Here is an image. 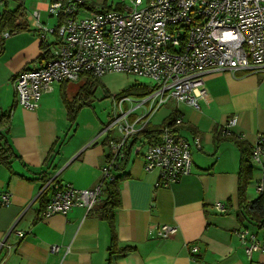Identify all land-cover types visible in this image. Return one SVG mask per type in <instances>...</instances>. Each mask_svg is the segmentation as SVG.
Returning a JSON list of instances; mask_svg holds the SVG:
<instances>
[{"label": "crops", "instance_id": "0c3cea01", "mask_svg": "<svg viewBox=\"0 0 264 264\" xmlns=\"http://www.w3.org/2000/svg\"><path fill=\"white\" fill-rule=\"evenodd\" d=\"M46 1L22 0L24 17L20 20L26 28L6 38L3 33L8 30L0 33V117L10 115L6 138L16 155L9 163L0 164V189L11 193L10 205L0 208V264H108L109 227L93 212L75 206L65 215L39 217L55 182L93 187L102 177L109 142L119 138L112 129L105 132L100 118L88 108L80 109L73 123L69 121L61 95L63 87L68 91L67 84H57L42 94L35 109L15 104L14 75L34 67L45 48L31 14L39 10L40 22L50 26ZM16 5L12 1L6 7ZM49 35H45L47 43L52 40ZM205 85L199 109L172 102L159 121L153 120L157 111L149 120L160 125L172 113L181 120L176 133L190 141L188 174L175 183L156 187L158 172H147L143 167L147 142L139 139L132 146L123 170L126 176L118 184L120 206L114 210L117 247L132 250L113 254L112 264L264 263V253L247 257V242L236 233L246 228L259 238L264 232V227L258 228L252 219L249 222L246 214L238 219L239 150L229 141H215L216 132L235 114L238 121L228 136L249 147L256 134L264 132V72L213 70L205 75ZM75 95L66 93L68 99ZM196 138L199 146L193 142ZM258 182L263 184L264 193V163L252 165L247 202L259 196L255 188ZM105 197L103 191L100 200ZM216 201L225 203L226 214L214 209ZM162 224L176 226V233L159 239L156 228ZM17 231L24 236L19 237ZM51 244L59 245L60 251L50 252ZM193 245L198 247L195 253L190 250ZM67 246L70 249L65 252Z\"/></svg>", "mask_w": 264, "mask_h": 264}, {"label": "built area", "instance_id": "2783aa9c", "mask_svg": "<svg viewBox=\"0 0 264 264\" xmlns=\"http://www.w3.org/2000/svg\"><path fill=\"white\" fill-rule=\"evenodd\" d=\"M12 1L22 4V0H0V6ZM123 1L117 7L89 9L84 6L86 0H47V13L56 17L53 27L40 22L39 10L31 14L45 48L34 67L14 75L15 104L35 109L42 94L50 92L55 83L76 82L83 75L98 79L114 71L153 80L143 99L128 111L120 110L104 128L106 132L117 124L119 138L109 142L100 180L91 188L55 182L39 211L40 218L65 215L75 206L91 211L101 199L105 182L114 179L113 171L124 159L130 141L159 108L174 102L199 109L208 72H264V0ZM47 33L54 34L48 43ZM10 34L5 31L3 37ZM125 101L129 99L121 97L114 105L121 108ZM237 121L236 114L228 117L221 134L231 135ZM180 122L176 118L174 124L161 126L152 141L143 140L147 142L143 167L158 172L156 187L175 183L190 172V141L172 130ZM193 142L199 146L198 138ZM247 157L251 165L264 163V132L256 134ZM255 188L261 193L263 184L258 182ZM10 203L11 193L0 189V208ZM213 207L220 214L228 211L222 201L214 202ZM176 231V226L162 224L156 228V236L168 239ZM236 233L247 242L244 251L248 258L254 252L264 253V232L259 238L246 228ZM17 235L23 237L24 233L17 231ZM49 249L59 252L60 246L51 244ZM69 249L65 247V252ZM190 250L195 253L198 247L193 245Z\"/></svg>", "mask_w": 264, "mask_h": 264}, {"label": "trees", "instance_id": "16d2710c", "mask_svg": "<svg viewBox=\"0 0 264 264\" xmlns=\"http://www.w3.org/2000/svg\"><path fill=\"white\" fill-rule=\"evenodd\" d=\"M86 8L92 9L93 6H88V4H84ZM106 7V6H101ZM21 19L24 17V12L22 8V4H18L15 7L7 8L4 7L3 10L0 12V33L4 30H8L9 32H16L26 28L25 23L18 18ZM86 77L84 84L78 90V93L71 99L66 97V92L64 87L62 88L61 95L64 99L68 119L71 123H73L76 119L78 110L84 105L89 103L88 95L92 94V84L95 85L98 79L95 77H91L89 75H83ZM67 82L61 83L62 85H66ZM146 92V91H145ZM143 92V93H145ZM10 115L8 113L3 114L0 117V164L9 163V160L12 156H16L14 151L12 150L11 146L7 142L6 138V130L8 128ZM176 119V114H170L166 117L160 125H152L148 122L143 129H141L132 139L129 146L126 148V155L124 160L122 161L121 165L117 168L118 173H114V179L112 181H106L104 184L103 191H105L106 197L104 200H100L98 203L99 205L94 207L90 212H93L98 218L105 221L108 224L109 231H110V248L109 254L110 257L108 259V264H112L111 256L113 254H125L132 250L130 247H117V239H116V231H115V224H114V210L120 206V195H119V181L123 179L126 174L123 173L125 166L127 165L129 159V153L131 151L132 146L134 145L135 141L145 139L147 141H152L157 134L159 133V129L161 126L171 125L174 124ZM177 125H173V131L176 132ZM221 131V130H220ZM220 131L216 132L215 141L217 144L223 141H229L233 143L239 150V167L237 172V197L239 208L241 211H245V213L238 214V219L241 221L244 218V214L247 215L248 221L250 222L252 219L255 221V224L258 228L264 227V193H260L259 196L254 199L253 201L247 202L246 201V189L247 185L252 179V165L248 161V153L249 147L245 144V142L239 140L234 136H220ZM108 139V138H107ZM109 141V140H108ZM106 141L103 142L104 145L107 144ZM50 152V154H53ZM49 156V154H48ZM107 155V159H108ZM116 169V170H117ZM122 170V171H121ZM42 197L46 194V192L41 193ZM97 203V204H98ZM96 204V205H97ZM44 206L41 207L43 209ZM40 209V210H41ZM250 216V218H248Z\"/></svg>", "mask_w": 264, "mask_h": 264}, {"label": "rangeland", "instance_id": "374dc122", "mask_svg": "<svg viewBox=\"0 0 264 264\" xmlns=\"http://www.w3.org/2000/svg\"><path fill=\"white\" fill-rule=\"evenodd\" d=\"M30 1V0H29ZM88 6L93 7H117L121 0H86ZM144 2L146 0H143ZM124 3H128L129 0H124ZM11 6L12 2L8 3ZM7 4V5H8ZM3 6H0V12L3 10ZM18 17V16H17ZM21 19V17H18ZM44 14L41 15L43 20ZM49 24L53 27L56 24V17L48 16ZM49 37L54 38V34L50 33ZM86 80L85 76H82L78 81L67 82L69 95H75L74 92L78 91ZM61 83H55L54 86ZM153 84V80L148 77H136L124 72H108L98 78L95 85L92 84V94L88 95L89 103L84 104L82 108L90 109L94 114L100 118L101 128L104 129L111 124L112 121L120 114V110L128 111L132 105L136 104V101L143 99V96L149 91V87ZM146 91V92H145ZM145 92V93H143ZM78 93V92H77ZM70 97V96H69ZM121 97H127L129 101L122 103L121 108L114 105V100H119ZM172 102H166L161 108L157 110L154 121L160 120V115L165 113L168 109V105ZM78 110V112L80 111ZM77 112V115H78ZM154 115V114H153ZM77 117V116H76ZM135 117V114L130 116V120ZM112 131L118 133V125H112L110 127Z\"/></svg>", "mask_w": 264, "mask_h": 264}]
</instances>
